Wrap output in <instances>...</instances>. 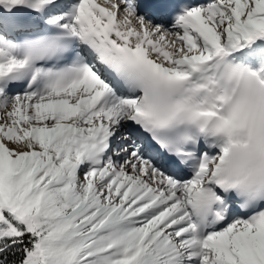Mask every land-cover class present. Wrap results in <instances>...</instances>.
Segmentation results:
<instances>
[{"label": "snow or ice", "instance_id": "1", "mask_svg": "<svg viewBox=\"0 0 264 264\" xmlns=\"http://www.w3.org/2000/svg\"><path fill=\"white\" fill-rule=\"evenodd\" d=\"M0 264H264V0H0Z\"/></svg>", "mask_w": 264, "mask_h": 264}]
</instances>
